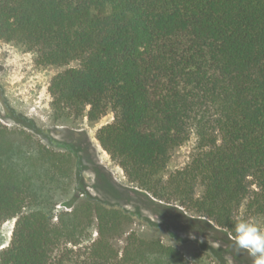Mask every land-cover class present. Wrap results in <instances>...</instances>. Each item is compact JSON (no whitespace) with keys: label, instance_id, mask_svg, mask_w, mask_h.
I'll use <instances>...</instances> for the list:
<instances>
[{"label":"trees","instance_id":"16d2710c","mask_svg":"<svg viewBox=\"0 0 264 264\" xmlns=\"http://www.w3.org/2000/svg\"><path fill=\"white\" fill-rule=\"evenodd\" d=\"M0 41L40 67L77 62L51 80L54 119L110 112L96 138L129 183L261 252L264 0H0ZM8 115L18 126L0 121V224L16 222L0 264H190L128 234L137 215L121 207L84 196L58 210L75 190L72 149ZM192 135L190 162L167 174Z\"/></svg>","mask_w":264,"mask_h":264},{"label":"rangeland","instance_id":"374dc122","mask_svg":"<svg viewBox=\"0 0 264 264\" xmlns=\"http://www.w3.org/2000/svg\"><path fill=\"white\" fill-rule=\"evenodd\" d=\"M34 59L32 52L0 41V121L8 127H17L18 123L8 115L13 112L21 121H32L37 135L49 134L72 149L77 163L75 190L67 201L58 205V210L69 211L65 203L86 196L134 213L137 216L127 225L128 234L134 232L143 239H159L164 245L178 249L190 264L199 260L206 264H218L219 261L222 264H264V221L260 222L261 252L255 254L208 219L193 216L177 205L157 201L141 192L128 182L123 170L112 161L96 138L98 129L113 121L110 112L93 124L87 118L54 119L49 92L51 80L55 75L77 67L78 63L40 67ZM41 139L46 142V138ZM196 143V137L192 135L187 143L172 153L167 174L190 162ZM15 222L16 219H11L0 224V253L11 242ZM93 229L92 238L95 240L98 236L96 223ZM126 237L127 234L114 243L120 256ZM202 246L224 252L217 253L218 257L212 256L203 253ZM226 249L229 251L225 252Z\"/></svg>","mask_w":264,"mask_h":264}]
</instances>
